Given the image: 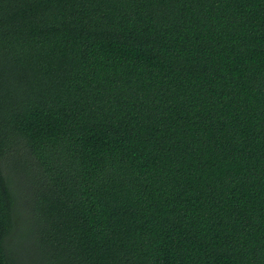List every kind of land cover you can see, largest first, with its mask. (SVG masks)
I'll return each instance as SVG.
<instances>
[{"label": "trees", "instance_id": "obj_1", "mask_svg": "<svg viewBox=\"0 0 264 264\" xmlns=\"http://www.w3.org/2000/svg\"><path fill=\"white\" fill-rule=\"evenodd\" d=\"M0 264H264V0H0Z\"/></svg>", "mask_w": 264, "mask_h": 264}, {"label": "rangeland", "instance_id": "obj_2", "mask_svg": "<svg viewBox=\"0 0 264 264\" xmlns=\"http://www.w3.org/2000/svg\"><path fill=\"white\" fill-rule=\"evenodd\" d=\"M7 167V166H6ZM17 168L16 169H12V167L8 168L5 170L6 174L8 177H12V180L14 183H16V178H20V175L17 172Z\"/></svg>", "mask_w": 264, "mask_h": 264}]
</instances>
